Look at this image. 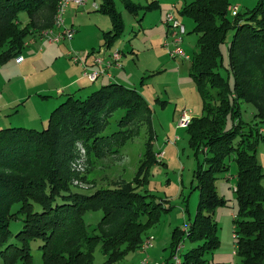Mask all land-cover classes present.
<instances>
[{
    "label": "trees",
    "instance_id": "1",
    "mask_svg": "<svg viewBox=\"0 0 264 264\" xmlns=\"http://www.w3.org/2000/svg\"><path fill=\"white\" fill-rule=\"evenodd\" d=\"M102 1L101 12L108 15L113 25L104 35V46L109 47L122 36L124 25L112 7V0ZM122 1L135 11L130 2ZM56 5L57 0H0V66L21 55L20 48L30 30L39 33L54 27ZM229 7L228 0H194L182 10L183 15L194 20V32L199 35L191 74L204 101V117L191 121L187 127L205 160L195 170L199 190L196 215L189 221L183 237L174 240L170 259L164 264H171L176 253L180 264H204L206 257L218 249L219 227L214 211L226 201L218 197L215 182L219 174L229 172L232 160L238 170L234 192L239 213L233 222L237 226L234 239L242 259L240 264H264V186L261 183L264 172L255 155L259 143L264 144V130L258 124L245 125L240 114V105L253 104L255 118L264 124V0H258L257 7L243 16L237 13L233 23L226 16ZM23 12L29 14L26 27L18 22ZM231 30L235 34L229 43L226 77L220 72L221 47ZM213 89L218 91L216 99L211 94ZM148 109L138 91L109 83L85 100L67 96L55 106L48 126L42 130L0 129V257L3 264H31L30 242L35 240L43 243L40 248L44 264H93L98 243L111 262L120 260L126 251L141 249L144 228L157 222L161 211L167 210L163 202L154 201L148 194L122 190L69 196L56 184L70 176L77 142L95 158L116 153L132 136L122 128L132 123L138 112ZM117 110L124 111L118 124L120 129L105 137L102 133L108 118ZM150 154L147 146L144 159ZM14 206L19 207L15 212ZM90 209L102 211L97 234H90L85 226L83 214ZM19 218L23 225L16 234L18 244H10L9 226ZM142 218L148 220L145 225ZM108 224H117V228L106 234L100 227ZM184 240L195 247L181 253Z\"/></svg>",
    "mask_w": 264,
    "mask_h": 264
},
{
    "label": "rangeland",
    "instance_id": "2",
    "mask_svg": "<svg viewBox=\"0 0 264 264\" xmlns=\"http://www.w3.org/2000/svg\"><path fill=\"white\" fill-rule=\"evenodd\" d=\"M127 1L135 6V11L126 7L122 0H112V7L120 16L124 26L122 36L112 42L110 51H106L108 55L120 51L121 63L124 65L120 73L127 78L121 80L114 78L111 81L123 85L126 89L138 91L149 109L138 112L136 119L122 128L132 136L117 149L116 153L110 152L102 158H95L92 154H88L89 152L80 142H77L74 159L69 168L70 176L56 186L62 187L61 190L66 191L69 196L75 194L90 196L108 190H122L142 193L144 196L148 194L154 201L163 202L167 210L161 211L159 220L144 228L146 231L140 236L142 245L147 237L152 236L154 239L147 255L139 248L126 251L120 260L111 262L105 257L103 246L98 243L93 253V264H141L146 259L153 264H164L170 259L174 240L183 237L189 221L195 217L199 203L195 170L198 164L204 162L205 157L197 151L196 141L192 139L193 134L187 127L191 121L204 117V101L191 74L192 59L198 51L199 35L194 32V20L182 14V10L194 0ZM93 2L97 8L103 4L102 0H87L82 7L73 4L75 10L71 14L67 11L68 14L63 16L66 26L71 28L73 24L77 30V35L73 39L75 41L71 40L69 43L68 40H64L55 44L47 38L43 40L41 38L40 41L36 36L38 32L33 33V30H30L20 48L21 61L18 62V58L14 57L0 66L1 130L6 127L42 130L48 126L49 116L53 111H49L52 109V102L55 109L54 102L58 101L59 104L68 95H60L62 90L57 94L52 92V95L44 91L50 86L57 85V81L62 85V81L72 73L71 69L81 67L69 59V51L77 52L80 57L86 58L85 56L89 55L92 49L103 47L105 32L110 31L113 26L108 15L102 14V8L98 11L93 8ZM228 2L229 8L237 7L241 16L258 5V0H228ZM229 8L226 16L229 23H233L236 19L231 15ZM170 14L185 28L186 34L179 36L182 42L178 47L183 50L187 59L171 55L176 47L173 44V31L166 25V16ZM28 15L23 12L18 16L21 27H26L29 23ZM97 25L102 30H100V40L96 39ZM234 34L235 30H231L221 47L220 72L226 77H228L229 43ZM49 37L53 38V35ZM24 61L27 63L20 66ZM129 73L131 76L127 75ZM102 86L103 84L77 98L85 100ZM217 92L215 89L211 92L215 99ZM184 113L191 118L185 127L179 126ZM240 114L245 125L258 124L264 130V124H259L255 118L256 111L253 104L240 105ZM123 115L124 111L117 110L108 118L109 123L102 133L103 136H111L120 129L118 124ZM40 119L45 122L44 128ZM227 122L228 127L232 126L230 115ZM245 128L249 129L247 126ZM146 145L151 150L148 159H144ZM255 155L264 172L263 143H259L256 147ZM236 169L232 160L229 163V172L217 176L216 192L226 204L218 206L214 211V220L219 227L217 236L220 244L217 250L206 257L204 264H240L242 260L234 239L237 226L233 220L239 213L234 192L238 172ZM261 183L264 186V177ZM14 207L15 212L19 207ZM83 218L88 232L97 234V224L102 219V211L87 210ZM147 221L142 218L144 225ZM22 222L21 218L11 221L10 244H18L16 234L21 231ZM116 228L117 224L100 227L106 234ZM42 244L40 240L30 242L31 264H44L43 250L40 248ZM191 247L195 245L184 240L181 253L190 250ZM0 264H3L1 257Z\"/></svg>",
    "mask_w": 264,
    "mask_h": 264
},
{
    "label": "built area",
    "instance_id": "3",
    "mask_svg": "<svg viewBox=\"0 0 264 264\" xmlns=\"http://www.w3.org/2000/svg\"><path fill=\"white\" fill-rule=\"evenodd\" d=\"M87 3V0H57V5H56V14H54L53 18V24L54 27L51 29H47L44 31L43 35L45 38H47L50 42L55 43H60L64 40L71 41L74 39L75 35V30L73 28H68L66 26V23L64 22V15L68 11V7L70 5H76V6H84ZM95 9H98L96 4L93 5ZM231 10V15L236 16L238 13L237 7L229 8ZM166 25L173 31V44L176 47L174 52L171 53L173 56H180L185 57L183 50L178 47L179 44H181L182 39L179 38L182 35H185V28L179 23L177 19L173 17L172 14L166 16ZM53 35V38H50L49 36ZM99 54V53H98ZM96 53L94 55L93 61H92V66L84 64L80 58L78 57L79 55L77 53H74L73 51L69 52L68 57L69 59L76 63L83 65L84 68V73L83 77L89 79L91 82H97L99 81V78L101 76H108L107 70L112 68V67H121L120 63V51H116L112 53L110 56V60L107 62H104V60L98 56ZM187 59V57H185ZM17 61H21V57L17 59ZM191 120L190 116H188L186 113H184V116H182V121L179 123V126L185 127V125L188 124V122ZM162 155V153L160 154ZM153 237L149 236L147 239L144 241L141 251L144 252L147 255V251L149 247L153 246ZM180 248V246L177 248V250ZM172 262L171 264H180L181 260L178 257L177 253L172 256ZM141 264H153L149 261V259L144 260ZM158 264V263H155Z\"/></svg>",
    "mask_w": 264,
    "mask_h": 264
},
{
    "label": "crops",
    "instance_id": "4",
    "mask_svg": "<svg viewBox=\"0 0 264 264\" xmlns=\"http://www.w3.org/2000/svg\"><path fill=\"white\" fill-rule=\"evenodd\" d=\"M92 4H94V2L92 3ZM92 4L90 5V6H92ZM95 5V4H94ZM94 8V7H93ZM75 10V8H73L72 7V5H70L69 7H68V11H69V14H71L73 11ZM96 10V9H95ZM97 11H98V9H97ZM76 12V11H75ZM68 14V12L65 14V15H67ZM101 24V23H100ZM71 28H73L76 32H75V35H74V39H75V36L77 35V30L75 29V26L72 24V27ZM96 28H97V33H96V39H98V40H100V38H101V36H100V32L102 31L101 30V27H99L98 25L96 26ZM99 30V31H98ZM101 30V31H100ZM44 31L45 30H42L41 32H39L38 34H36V36L37 37H39L40 38V41H41V38H42V40L43 39H45V37H44V35H43V33H44ZM73 41H75V40H73ZM69 43H71V42H69ZM68 43V44H69ZM29 45H30V43H29ZM112 45V44H111ZM29 47V46H28ZM109 48H111V46H109V47H106V46H104L103 45V47L101 48H98L97 50L96 49H92V51H91V53L89 54V55H87V56H85L86 58H82V57H80V55L78 56L79 58H80V60L84 63V64H86V65H90V66H92L93 64H92V61H93V58H94V55L97 53H99L98 54V56H100L103 60H104V62H107V61H109L110 60V56H111V53L108 55L107 54V52L108 51H110L109 50ZM72 50H70L69 52H71ZM107 51V52H106ZM69 54V53H68ZM19 58V57H18ZM88 58V59H87ZM32 60V59H31ZM27 63V61H24L23 62V64H20V66H22V65H24V64H26ZM74 63V62H73ZM120 63H121V58H120ZM77 65H80V64H77ZM81 67V69L82 70H80V68H74V69H71L72 70V73L70 74V76L69 77H67L66 78V80H64V81H62L63 82V84L61 85L59 82L60 81H57V85H55V86H50L49 87V89H47L46 91H44V92H48V94H51L52 95V92H56V94H57V92H59V91H61V93H60V95L61 94H64V95H68V96H71V95H73V96H75V97H77V96H81L82 94H86L87 93V91H91V90H94V88L95 87H97V86H99V85H101V84H103V86L104 85H108L109 83H112V81H113V79L115 78V80H121V78H127V77H125V76H123L120 72V70L122 69V68H124V65L121 63V67H112V68H110V69H108L107 70V74H108V76H101L100 78H99V81H97V82H91L89 79H87V78H84L83 77V73H84V68H83V65H80ZM113 71V72H112ZM114 71H116V72H114ZM111 72V73H110ZM112 74V75H111ZM127 75H129V76H131V73H129V74H127ZM131 78V77H130ZM112 80V81H111ZM89 81V82H88ZM88 83V84H87ZM60 84V85H59ZM51 88V89H50ZM54 90V91H53ZM39 92H41V91H39ZM70 93V94H69ZM45 94V93H44ZM54 104H55V106H57L58 105V101H57V103L56 102H54ZM53 102H52V105H51V110H49L50 112L52 111V110H54V108H53ZM48 110H47V112H48ZM40 122L41 123H43L42 124V126H43V128L46 126V125H44V121H43V119H40Z\"/></svg>",
    "mask_w": 264,
    "mask_h": 264
}]
</instances>
